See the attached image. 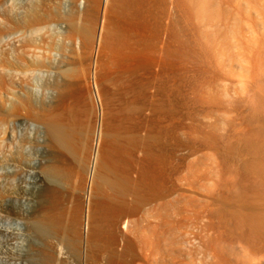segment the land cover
I'll use <instances>...</instances> for the list:
<instances>
[{
  "label": "rangeland",
  "instance_id": "1",
  "mask_svg": "<svg viewBox=\"0 0 264 264\" xmlns=\"http://www.w3.org/2000/svg\"><path fill=\"white\" fill-rule=\"evenodd\" d=\"M13 1L0 0V32L21 11L24 0ZM180 10L172 14L176 36L162 57L154 55L159 78L143 79L151 82L146 97L165 86L170 112L161 196L129 219L127 234L154 255L139 252L135 264H264V0H180ZM11 48L1 37L2 63L12 60ZM1 67L2 112L23 92L34 102L57 97L46 79L11 78ZM92 82L86 90L98 107ZM17 111L0 123V157L9 160L23 143L39 171L51 153L46 137L42 128L31 131L25 109ZM38 174L36 190L30 176L0 171V264H37L43 241L34 221L52 194Z\"/></svg>",
  "mask_w": 264,
  "mask_h": 264
},
{
  "label": "bare ground",
  "instance_id": "2",
  "mask_svg": "<svg viewBox=\"0 0 264 264\" xmlns=\"http://www.w3.org/2000/svg\"><path fill=\"white\" fill-rule=\"evenodd\" d=\"M21 5L0 32V40L12 45V60H0L1 68L11 78L46 79L57 91L51 103L34 102L23 92L24 99L15 100L8 112L0 110L5 124L25 109L35 122L31 131L42 128L43 144L51 151L39 171L36 161H27L23 143L9 160L0 157L6 178L26 174L38 190L42 173L51 184L50 205L34 221L43 248L38 259L30 250L29 256L37 264H70L71 258L74 264H135L139 252L154 255V247H140L127 234L129 219L162 193L169 99L164 85L144 96L151 82L143 79L159 78L154 55L162 57L176 36L172 14L181 16L180 0H24ZM91 79L99 93L94 108L86 90Z\"/></svg>",
  "mask_w": 264,
  "mask_h": 264
}]
</instances>
